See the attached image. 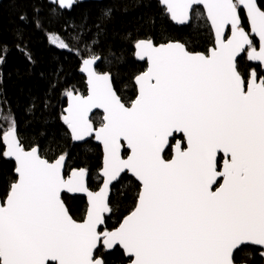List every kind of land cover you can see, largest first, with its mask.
<instances>
[{
	"label": "snow or ice",
	"instance_id": "1",
	"mask_svg": "<svg viewBox=\"0 0 264 264\" xmlns=\"http://www.w3.org/2000/svg\"><path fill=\"white\" fill-rule=\"evenodd\" d=\"M81 2L33 0L31 16L18 17L24 27L14 43L0 41V67L13 49L34 67L27 26L46 30ZM157 2L189 35L183 42L166 29L159 40L126 36L147 65L133 79L134 98L114 86L111 69L123 55L100 50L113 12L106 8L92 24L65 19L63 38L48 33L58 50L76 48L87 85V94L65 88L59 134L45 126L26 143L17 120L0 110V158L15 162L0 201V264H110L116 251L123 264H254L257 255L264 264V0ZM201 15L213 38L206 52L195 50ZM102 63L108 70H99ZM40 107H52L50 97ZM96 109L99 128L90 119ZM88 138L103 149L96 190L90 167L69 170L67 143ZM130 192L133 206L109 229L113 195ZM66 193L86 197L79 219Z\"/></svg>",
	"mask_w": 264,
	"mask_h": 264
},
{
	"label": "trees",
	"instance_id": "2",
	"mask_svg": "<svg viewBox=\"0 0 264 264\" xmlns=\"http://www.w3.org/2000/svg\"><path fill=\"white\" fill-rule=\"evenodd\" d=\"M42 6L45 9L42 15L47 17L48 5L43 3ZM106 8L113 9V12L111 20L107 22L106 36L103 37L100 50L106 54L107 50L111 49L123 55L124 62L118 68L113 67L111 70L115 77L114 86L118 94L125 99L134 98L133 79L146 70V63L138 62L133 55L132 44L126 36L131 34L133 38H143L152 35L159 40L166 29L169 37L183 42L189 35L161 14V6L157 0H105L102 3H79L71 12H66L63 18L50 25L46 23V30H33L31 25L27 26L26 41L36 61L35 66L30 67L24 56L13 49L7 56L6 64L0 67V110L5 113L10 112L17 120L20 134L26 143H31L33 137L39 138L38 134L45 126L49 134L53 132L59 134L63 128L59 116L62 108L67 106L63 96L66 87L74 86V90L83 94L87 92L85 78L79 73L80 60L75 54L76 48L73 47L70 53L50 45L47 40L49 31H54L63 38L66 33L61 31V26L65 23V19L78 24L82 18L87 17L89 24H92ZM32 9L33 0H3L0 3V41L13 44V33L18 28L24 27L18 19L19 15L27 12L31 16ZM197 11L203 14L201 8ZM152 20H155L154 25L151 23ZM212 46L210 26L206 25L201 15L200 36L195 44V50L206 52ZM61 69L60 86L53 92L51 85L56 82L54 74ZM99 70H108V66L102 63ZM46 97H50L52 107L43 109L40 107V102ZM33 102L37 105L34 115L30 111ZM92 121L95 127H98L102 122V116L97 114ZM41 142H44L43 139ZM66 150L70 153V158L74 156L71 161L73 167L78 165L90 167L93 177L92 187L96 190V185L100 183L96 177L102 161L101 148L93 141L79 147L68 142ZM14 168L12 161L0 158V199L2 200L9 181L15 179ZM128 183L125 181V184ZM66 197L72 214L79 219L83 215L86 200L81 197ZM133 197L134 192L118 198L113 195L117 206L111 219L108 220L109 229L118 227L119 222L128 214L134 204ZM108 260L110 264H123L124 258L119 251H116L108 257ZM253 261L254 264H261L258 255L253 257ZM245 264H252V261H247L245 258Z\"/></svg>",
	"mask_w": 264,
	"mask_h": 264
},
{
	"label": "water",
	"instance_id": "3",
	"mask_svg": "<svg viewBox=\"0 0 264 264\" xmlns=\"http://www.w3.org/2000/svg\"><path fill=\"white\" fill-rule=\"evenodd\" d=\"M3 0H0V3L2 2ZM105 0H82V2L80 3V4H84V3H90V2H93V3H102V2H104ZM75 7V6H74ZM201 9H202V7H201ZM73 10V9H72ZM71 10V11H72ZM203 10V9H202ZM71 11H69V12H71ZM173 25H175V24H173ZM176 27H181V26H179V25H175ZM138 62H142V61H139V60H137ZM80 73V72H79ZM80 75L81 76H83V74H81L80 73ZM84 77V76H83ZM85 78V77H84ZM85 84H86V82H85ZM87 86V85H86ZM87 94V93H86ZM96 113H100V114H102L103 115V113H102V110H100V109H96V110H93V113H91L90 114V119L92 118V116L93 115H95ZM99 128V127H98ZM91 139H93V141H94V143L97 145V146H99L101 149H102V145H100L99 144V142L98 141H96L94 138H88V140H91ZM102 153H103V149H102ZM10 161H12V160H10ZM14 164H15V162L14 161H12ZM65 195H67V196H69V197H82V198H84V199H86V197H83L81 194H68V193H66ZM0 201H2L1 199H0Z\"/></svg>",
	"mask_w": 264,
	"mask_h": 264
},
{
	"label": "rangeland",
	"instance_id": "4",
	"mask_svg": "<svg viewBox=\"0 0 264 264\" xmlns=\"http://www.w3.org/2000/svg\"><path fill=\"white\" fill-rule=\"evenodd\" d=\"M211 48V47H210ZM143 63H146V62H143ZM146 67H147V65H146ZM97 114H100V113H96L95 115H97ZM95 115H93L92 116V118L95 116ZM101 116H102V114H100ZM92 118H91V120H92ZM98 127H100V126H98ZM97 127V128H98ZM89 141H93V139H91V140H88V142ZM93 143H94V141H93ZM95 144V143H94ZM96 145V144H95ZM97 146V145H96ZM99 147V146H98ZM76 155H78V153L76 154ZM72 158H74V156H72L71 158H70V160H69V170H70V168L71 167H73V163L71 162L72 161ZM102 158H103V153H102ZM102 160V159H101ZM101 163H102V161H101ZM15 165V164H14ZM82 198V197H81ZM2 200V199H1ZM86 200V199H85Z\"/></svg>",
	"mask_w": 264,
	"mask_h": 264
}]
</instances>
